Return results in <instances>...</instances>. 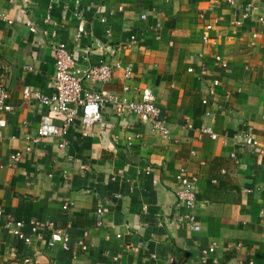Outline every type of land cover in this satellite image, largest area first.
Returning a JSON list of instances; mask_svg holds the SVG:
<instances>
[{"label":"crops","instance_id":"crops-1","mask_svg":"<svg viewBox=\"0 0 264 264\" xmlns=\"http://www.w3.org/2000/svg\"><path fill=\"white\" fill-rule=\"evenodd\" d=\"M257 3L0 0V17L13 20L0 18L1 85L12 105L0 126V205L13 219L53 221L71 236L68 250L51 247L43 229L29 255L0 215V264H25L27 257L30 264H264V29L246 15ZM75 8L91 35L78 38ZM207 24L213 27L205 44ZM55 41L73 52L79 76L98 62L132 63V77L118 69L96 87L133 100L152 88L169 138L136 114L120 119L109 102L87 136L79 120L65 129L53 114L65 132L34 141L45 112L24 88L52 91ZM214 54L228 60L226 69L212 63ZM214 79L220 84L212 88ZM205 126L219 136L200 135ZM245 133L253 146L243 142ZM15 152H21L18 162L11 159ZM180 168L197 180L192 212L199 230L178 221L186 211L175 193ZM85 232L88 250L78 244Z\"/></svg>","mask_w":264,"mask_h":264},{"label":"built area","instance_id":"built-area-1","mask_svg":"<svg viewBox=\"0 0 264 264\" xmlns=\"http://www.w3.org/2000/svg\"><path fill=\"white\" fill-rule=\"evenodd\" d=\"M30 0H24V3L28 6ZM74 1L79 6L80 0ZM229 4H234L235 0H223ZM259 3L255 4L250 10H247L246 15H254L261 26L264 29V0H258ZM74 16L78 19L77 29L79 36L91 35L90 30L87 29L84 21V15L79 8L74 9ZM9 24L13 23V20L4 16L0 17ZM147 14L142 13L140 15L141 20H146ZM101 21L106 22L104 17L100 18ZM51 17H46V22H49ZM29 29L32 32H37V27L30 19L27 22ZM241 20H236V24H241ZM212 24H207L203 31V42L206 44L211 36L209 31L212 29ZM110 33V32H109ZM78 37V38H81ZM110 36V34H109ZM137 36L135 34L130 36L131 41H135ZM98 42V41H97ZM54 53V74L52 77V91L46 92L40 89H32L29 86L24 88V93L32 95L34 99L43 107L44 116L36 132L37 141L40 137L49 136L52 134H62L65 132L66 127L71 125L74 121L80 122V133L87 136L91 128L102 121L103 113L102 109L107 103L114 104L115 114L120 119H125L129 114H136L139 116L142 122L149 123L151 129L158 132L163 138H169V128L166 123V118L162 113V108L157 102V97L150 87H145L140 99L133 100L127 97L119 99L118 96L112 94L107 89L97 88L98 83L108 82L115 70L121 69L125 78L133 76V64L124 63L121 59H116L114 62L104 61L92 64L86 68L82 75H78L75 69L76 59L73 52L68 48L64 42H53L51 44ZM110 54H115V50H108ZM210 60L212 63L222 69H226L229 65L228 60L221 54H214ZM203 70L207 69L206 63L201 64ZM193 68H189L192 71ZM220 84V80L214 79L212 82V88ZM211 89V93H213ZM9 93L3 85L0 84V126H5L6 120L3 117V112L10 111L12 105L8 103ZM60 116L65 123V129L58 128L52 122V115ZM192 124H188V127H192ZM105 130V129H104ZM103 130V131H104ZM199 134H207L211 138L216 139L219 135L209 126L201 127L198 129ZM239 135L234 134L233 138H237ZM245 144L253 146L254 139L251 133H245L241 135ZM64 144L62 143L61 146ZM31 146L25 147V151H30ZM21 157V152H15L12 154L11 159L13 162H18ZM176 188L175 193L178 203L186 211L183 214L178 215V221L184 223L186 226L195 230L200 229V224L196 219L192 210L197 205V180L195 177L188 174L186 168H180L176 174ZM114 197H118L115 195ZM66 207V206H65ZM104 212V205L98 206L96 213L99 216L97 224L100 225V216ZM0 215L6 217L5 227L16 238L23 240L26 243L28 254H33L34 237L39 236L41 230H49V238L46 242L49 246H60L64 250H68L71 244V236L63 228L56 226L53 221H41L30 220L24 222L23 220L13 219L10 215H5V211L2 205H0ZM88 233L78 238V244L82 249L88 250L91 246L90 243L84 241V237ZM217 247L216 243H213L209 248L203 251L204 257L208 253H212ZM25 264L29 263V257L25 260ZM249 264H254L251 261Z\"/></svg>","mask_w":264,"mask_h":264},{"label":"rangeland","instance_id":"rangeland-1","mask_svg":"<svg viewBox=\"0 0 264 264\" xmlns=\"http://www.w3.org/2000/svg\"><path fill=\"white\" fill-rule=\"evenodd\" d=\"M2 78H3V67L0 64V84L2 83Z\"/></svg>","mask_w":264,"mask_h":264}]
</instances>
